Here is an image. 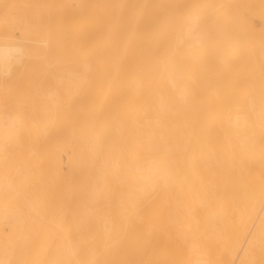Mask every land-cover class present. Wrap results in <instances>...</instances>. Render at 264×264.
Instances as JSON below:
<instances>
[{"label": "bare ground", "instance_id": "bare-ground-1", "mask_svg": "<svg viewBox=\"0 0 264 264\" xmlns=\"http://www.w3.org/2000/svg\"><path fill=\"white\" fill-rule=\"evenodd\" d=\"M0 264H264V0H0Z\"/></svg>", "mask_w": 264, "mask_h": 264}]
</instances>
